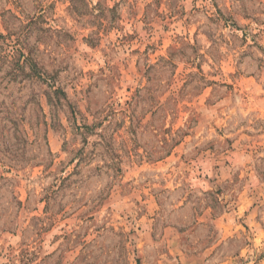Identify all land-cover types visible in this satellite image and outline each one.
<instances>
[{
	"label": "rangeland",
	"instance_id": "rangeland-1",
	"mask_svg": "<svg viewBox=\"0 0 264 264\" xmlns=\"http://www.w3.org/2000/svg\"><path fill=\"white\" fill-rule=\"evenodd\" d=\"M0 264H264V0H0Z\"/></svg>",
	"mask_w": 264,
	"mask_h": 264
},
{
	"label": "trees",
	"instance_id": "trees-1",
	"mask_svg": "<svg viewBox=\"0 0 264 264\" xmlns=\"http://www.w3.org/2000/svg\"><path fill=\"white\" fill-rule=\"evenodd\" d=\"M59 91H61V90H59ZM55 93H56V91H55Z\"/></svg>",
	"mask_w": 264,
	"mask_h": 264
}]
</instances>
